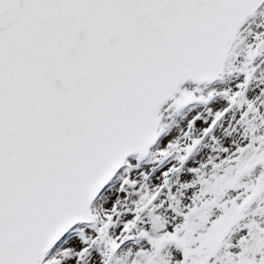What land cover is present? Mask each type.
<instances>
[{
  "label": "snow or ice",
  "instance_id": "6c2138e0",
  "mask_svg": "<svg viewBox=\"0 0 264 264\" xmlns=\"http://www.w3.org/2000/svg\"><path fill=\"white\" fill-rule=\"evenodd\" d=\"M0 264H264V0H0Z\"/></svg>",
  "mask_w": 264,
  "mask_h": 264
}]
</instances>
